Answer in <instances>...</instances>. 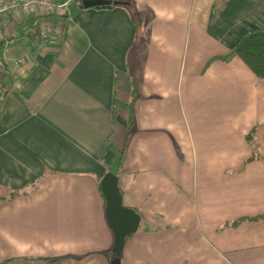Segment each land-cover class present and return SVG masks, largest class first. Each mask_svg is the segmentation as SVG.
<instances>
[{
  "label": "crops",
  "instance_id": "crops-1",
  "mask_svg": "<svg viewBox=\"0 0 264 264\" xmlns=\"http://www.w3.org/2000/svg\"><path fill=\"white\" fill-rule=\"evenodd\" d=\"M81 1L5 17L0 264H110V170L141 217L122 264H264V78L219 58L264 28V0H132L140 33Z\"/></svg>",
  "mask_w": 264,
  "mask_h": 264
},
{
  "label": "water",
  "instance_id": "water-1",
  "mask_svg": "<svg viewBox=\"0 0 264 264\" xmlns=\"http://www.w3.org/2000/svg\"><path fill=\"white\" fill-rule=\"evenodd\" d=\"M84 8L114 5L127 7L126 0H82ZM105 199V216L113 234L110 250V264H122L121 254L126 239L135 233L140 225L141 217L134 209L122 203V195L118 187V178L112 171H107L99 181Z\"/></svg>",
  "mask_w": 264,
  "mask_h": 264
},
{
  "label": "trees",
  "instance_id": "trees-1",
  "mask_svg": "<svg viewBox=\"0 0 264 264\" xmlns=\"http://www.w3.org/2000/svg\"><path fill=\"white\" fill-rule=\"evenodd\" d=\"M129 2V5L125 7L129 12L132 20L139 28V33L141 27L145 24L144 12L139 10L135 3L132 0H126ZM112 5L102 6L103 8L111 7ZM49 17V15L44 16V18ZM35 19H29L22 23V26L27 28L33 26ZM30 32H28V35ZM4 41H0V92L6 94L11 86V77L7 72V68L2 61V48ZM238 56L248 67L249 69L259 78H264V28L250 29L246 32L238 41V43L233 47L230 53L220 56L222 60H228L232 56ZM133 94V93H132ZM132 105H133V96L128 103L129 113H130V122L132 120ZM252 133L247 136V140L251 141ZM123 150H120V155L116 161V165L120 163L121 154ZM111 171V170H110ZM116 175V170L112 171ZM26 191L21 192H11L7 197L11 199L15 195L25 194ZM252 219V218H246ZM242 220V219H240ZM239 222V221H238ZM237 223V222H236ZM61 258H57L54 261H58Z\"/></svg>",
  "mask_w": 264,
  "mask_h": 264
},
{
  "label": "built area",
  "instance_id": "built-area-1",
  "mask_svg": "<svg viewBox=\"0 0 264 264\" xmlns=\"http://www.w3.org/2000/svg\"><path fill=\"white\" fill-rule=\"evenodd\" d=\"M68 0L56 2L55 0H0V35L6 26L5 17L13 12L23 11L37 12L40 9L45 10V16L64 15L68 8ZM52 25L49 22L41 21L38 25L31 28L32 33L39 41L38 47L42 48L45 42L50 38ZM4 98V94L0 92V100Z\"/></svg>",
  "mask_w": 264,
  "mask_h": 264
}]
</instances>
